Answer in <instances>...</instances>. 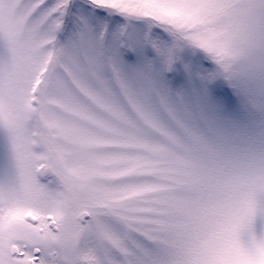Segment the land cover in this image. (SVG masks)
Masks as SVG:
<instances>
[{
	"label": "snow or ice",
	"instance_id": "obj_1",
	"mask_svg": "<svg viewBox=\"0 0 264 264\" xmlns=\"http://www.w3.org/2000/svg\"><path fill=\"white\" fill-rule=\"evenodd\" d=\"M0 264H264V0H0Z\"/></svg>",
	"mask_w": 264,
	"mask_h": 264
}]
</instances>
